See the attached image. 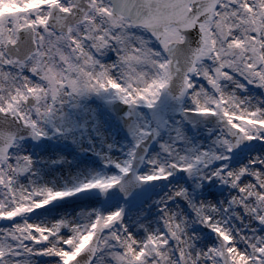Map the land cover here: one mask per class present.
Returning a JSON list of instances; mask_svg holds the SVG:
<instances>
[{"label": "snow or ice", "instance_id": "snow-or-ice-1", "mask_svg": "<svg viewBox=\"0 0 264 264\" xmlns=\"http://www.w3.org/2000/svg\"><path fill=\"white\" fill-rule=\"evenodd\" d=\"M0 264H264V0H0Z\"/></svg>", "mask_w": 264, "mask_h": 264}]
</instances>
